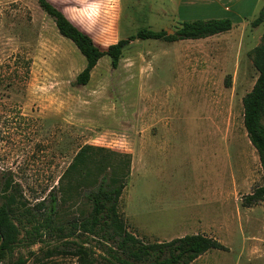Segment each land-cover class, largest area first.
<instances>
[{"label": "rangeland", "instance_id": "rangeland-1", "mask_svg": "<svg viewBox=\"0 0 264 264\" xmlns=\"http://www.w3.org/2000/svg\"><path fill=\"white\" fill-rule=\"evenodd\" d=\"M50 1L103 48L142 28L172 34L185 20L230 18L233 28L134 40L117 68L104 56L78 85L86 59L37 0H0V189L7 177L20 183L33 213L20 216L0 264H81L50 253L65 244L45 218L52 197L55 223L86 216L103 175L127 179L121 210L144 240L203 233L227 249L190 264H264V201L242 204L262 182L243 97L258 77L252 49L264 22L252 21L264 0H194L169 21L163 0Z\"/></svg>", "mask_w": 264, "mask_h": 264}, {"label": "trees", "instance_id": "trees-1", "mask_svg": "<svg viewBox=\"0 0 264 264\" xmlns=\"http://www.w3.org/2000/svg\"><path fill=\"white\" fill-rule=\"evenodd\" d=\"M37 2L54 20L59 33L70 39L86 59L85 67L76 76L75 83L78 85H86L90 81L93 69L104 56H109L112 67L117 68L124 48L134 40L176 42L206 38L233 28L230 18L185 20L179 23L172 34L164 29L142 28L136 34L103 48L50 0ZM262 22L264 10L252 24L259 26ZM252 54L258 77L252 90L243 97V121L248 138L260 159L262 182L243 196L242 204L246 207L264 201V35L261 42L252 49ZM126 186L125 177L101 176L96 191L89 196L91 209L88 214L66 223L54 222L56 199L52 197L45 218V230L56 234L57 239H62L66 249L54 247L48 249L50 253L69 252L81 264H190L209 250L227 249L219 240L203 233L185 234L162 241L144 240L130 229L121 210V197ZM0 197V240L4 238L0 245L1 263L4 262L5 252L11 251L19 241L20 216H33V213L25 203L20 183L11 177L5 179ZM5 264L12 263L7 261Z\"/></svg>", "mask_w": 264, "mask_h": 264}, {"label": "crops", "instance_id": "crops-1", "mask_svg": "<svg viewBox=\"0 0 264 264\" xmlns=\"http://www.w3.org/2000/svg\"><path fill=\"white\" fill-rule=\"evenodd\" d=\"M194 4V0H163V5H165V6H167V9L169 10H167L166 8H160V10H161V13L163 14V15H165V14H167V12L168 13H171V16L170 17H168L167 16V18H165L164 20L166 21H169L170 19H173V18H175V19H180V15H181V7L182 6H185V7H187V6H189V5H193ZM162 5V6H163ZM165 17H166V15H165ZM161 29H163V28H161ZM160 29V30H161ZM164 30H166V29H164ZM168 31V30H167ZM169 32V31H168ZM170 33V32H169ZM213 36H215V35H213ZM129 37V36H128ZM211 37V36H210ZM206 38H208V37H206ZM206 38H200V39H186V40H180V41H188V40H201V39H206ZM163 41V40H162ZM176 42H178V41H176ZM171 43H174V42H171ZM99 63V62H98ZM97 66V65H96ZM95 66V67H96Z\"/></svg>", "mask_w": 264, "mask_h": 264}, {"label": "water", "instance_id": "water-1", "mask_svg": "<svg viewBox=\"0 0 264 264\" xmlns=\"http://www.w3.org/2000/svg\"><path fill=\"white\" fill-rule=\"evenodd\" d=\"M4 242V238L2 237L0 240V245Z\"/></svg>", "mask_w": 264, "mask_h": 264}]
</instances>
